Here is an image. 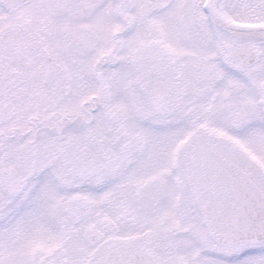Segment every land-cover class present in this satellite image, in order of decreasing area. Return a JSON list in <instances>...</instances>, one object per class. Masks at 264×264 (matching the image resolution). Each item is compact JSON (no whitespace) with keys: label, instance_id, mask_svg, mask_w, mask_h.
<instances>
[{"label":"snow or ice","instance_id":"obj_1","mask_svg":"<svg viewBox=\"0 0 264 264\" xmlns=\"http://www.w3.org/2000/svg\"><path fill=\"white\" fill-rule=\"evenodd\" d=\"M0 264H264V0H0Z\"/></svg>","mask_w":264,"mask_h":264}]
</instances>
